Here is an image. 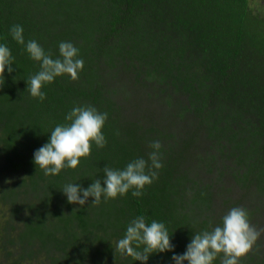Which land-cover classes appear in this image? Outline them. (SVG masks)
I'll return each mask as SVG.
<instances>
[{
	"label": "trees",
	"instance_id": "1",
	"mask_svg": "<svg viewBox=\"0 0 264 264\" xmlns=\"http://www.w3.org/2000/svg\"><path fill=\"white\" fill-rule=\"evenodd\" d=\"M253 3L0 0V44L14 60V71L5 69L0 81V264H141L116 251L139 216L162 222L174 246L150 255L147 264H175L172 256L183 255L194 234L212 230L225 216L214 215L220 203L214 183L184 166L190 150L196 162L217 168L220 179L229 176L264 206V12ZM14 25L22 26L25 43L35 40L53 59L61 42L72 43L84 61L79 79L57 77L42 88L43 101L33 98L27 81L40 64L12 38ZM119 77L163 97L179 122L190 120L195 130L185 132L189 138L168 132L170 120L166 129L153 119L124 117L110 87ZM89 105L107 113L106 146L93 144L76 170L45 176L34 153L57 125L68 123L74 107ZM197 131L205 136L199 143L208 142L203 150L193 139ZM157 140L163 167L140 197L130 190L98 206H91L92 197L83 208L68 203L64 185L87 189L103 181L106 166L122 170L134 159L147 160ZM239 204L232 208L249 215ZM240 264H264V253L253 247Z\"/></svg>",
	"mask_w": 264,
	"mask_h": 264
},
{
	"label": "clouds",
	"instance_id": "2",
	"mask_svg": "<svg viewBox=\"0 0 264 264\" xmlns=\"http://www.w3.org/2000/svg\"><path fill=\"white\" fill-rule=\"evenodd\" d=\"M23 31L20 25L10 29L12 38L25 47L30 59L40 64V70L27 81V91L33 98L43 101L46 95L42 88L45 84L53 83L57 77L67 75L73 81L79 79L84 61L78 58V49L72 43L61 42L59 58L53 59L51 53H45L35 40L25 43ZM13 64L10 49L0 44V81H4L5 69L9 74L14 71ZM107 118V113H100L90 105L74 107L66 116L68 123L57 125L51 131L48 143L34 153L35 165L45 176L59 175L64 169L76 170L82 159L90 157L93 144L100 149L106 146L102 130ZM150 147L153 151L147 160L142 157L134 159L122 170L106 166L103 181L96 179L87 189L77 183L64 185L62 192L68 203L83 208L88 198L92 197L91 206H98L102 198L104 202L115 200L130 190L134 197H140L145 187L158 178L157 170L163 167L160 142L153 141ZM78 210L74 209L73 213ZM259 235L251 225L247 211L234 207L222 217L220 225L210 231L194 234L186 252L173 255L172 260L175 264H213L220 258L221 264H240L252 252ZM173 250L165 225L155 220L148 224L143 216L136 217L128 224L123 238L116 244V251L122 256L131 257L141 264H147L149 256L154 253Z\"/></svg>",
	"mask_w": 264,
	"mask_h": 264
},
{
	"label": "rangeland",
	"instance_id": "3",
	"mask_svg": "<svg viewBox=\"0 0 264 264\" xmlns=\"http://www.w3.org/2000/svg\"><path fill=\"white\" fill-rule=\"evenodd\" d=\"M253 5L264 12V0H254ZM132 82L133 81L128 79V77H119L116 81H112V83H110V87L114 88L115 86L118 92L116 94L117 96L115 97V100L121 107L124 117L130 119L135 118L138 120L153 119L152 121H156L157 125L166 127V129L170 120L174 123H170L171 129L169 131L167 130L168 132L172 133L171 131H178L181 132L182 136L184 135V139L189 138L190 134H186L185 132L189 131L191 133V131L195 130V128L191 127L190 120H186V122H179V120L175 117H171L170 113L172 106L166 104V102L163 100V97L161 99L157 96L154 98L149 94V88L143 89L137 85L133 86ZM188 118L190 119V117ZM204 137L205 136L203 133L197 131L196 136L193 138L194 141L197 142V147H199L201 150H203L208 144L206 141L199 143L200 140H204ZM194 152L195 151L190 150L186 153L184 166L189 169L193 168V171L196 173L198 172L196 168H198L200 172V179H202L203 182H208L210 184L214 183V189L219 190V195L215 197V200L219 201L220 203L218 205H214V215H217V218H219L221 215H226L224 212H227L228 214L232 209V206L237 204V201H240L239 205L241 206H248L250 208L248 215L249 221L251 225L260 233L259 238L254 245V250L264 253L263 204L261 202L258 203L259 201L255 197L250 199L249 195H247V192L243 190L242 187L237 186L229 176L226 175L225 178L220 179L217 174V168L211 169L212 171H210V169L206 168L205 162H196L193 157Z\"/></svg>",
	"mask_w": 264,
	"mask_h": 264
}]
</instances>
